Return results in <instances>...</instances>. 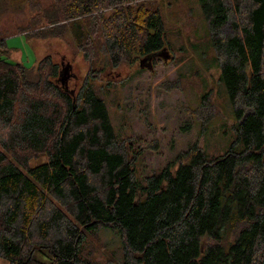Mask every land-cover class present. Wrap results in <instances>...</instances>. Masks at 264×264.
Returning a JSON list of instances; mask_svg holds the SVG:
<instances>
[{
    "label": "trees",
    "instance_id": "trees-1",
    "mask_svg": "<svg viewBox=\"0 0 264 264\" xmlns=\"http://www.w3.org/2000/svg\"><path fill=\"white\" fill-rule=\"evenodd\" d=\"M148 1L53 0L46 27L23 31L69 35L89 65L77 94L57 85L49 56L33 69L0 60L7 264H94L88 239L101 230L120 236L124 264H264V0H197L238 121L234 141L213 153L193 146L176 170L139 181L140 153L118 138L91 81L100 64L133 66L165 48V22Z\"/></svg>",
    "mask_w": 264,
    "mask_h": 264
},
{
    "label": "rangeland",
    "instance_id": "rangeland-1",
    "mask_svg": "<svg viewBox=\"0 0 264 264\" xmlns=\"http://www.w3.org/2000/svg\"><path fill=\"white\" fill-rule=\"evenodd\" d=\"M12 1L0 0V40L8 48L7 52L0 48V60L33 69L38 60L49 56L61 71L57 85L77 94L89 65L69 35L28 40L24 36L23 31L46 27L44 13L53 0H14L16 8ZM147 5L159 9L163 17L165 48L133 66L113 70L100 64L98 70L103 72L91 81L118 138L140 153L136 162L139 181L158 175L170 163L176 170L178 157L193 146L206 153L224 150L234 141L238 124L220 82L197 0H150ZM44 162L34 160L30 166ZM95 238L87 244L89 250L95 247L94 264H124L117 233L101 230ZM0 264L7 263L0 259Z\"/></svg>",
    "mask_w": 264,
    "mask_h": 264
}]
</instances>
